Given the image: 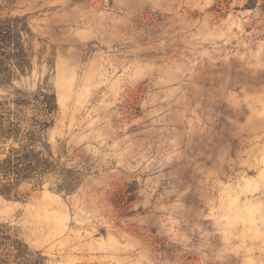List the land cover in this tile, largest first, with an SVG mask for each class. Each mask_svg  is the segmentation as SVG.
<instances>
[{"label":"rangeland","instance_id":"obj_1","mask_svg":"<svg viewBox=\"0 0 264 264\" xmlns=\"http://www.w3.org/2000/svg\"><path fill=\"white\" fill-rule=\"evenodd\" d=\"M248 1L0 0L30 61L0 88L21 121L0 160L27 156L0 173V225L31 254L5 240L0 259L264 264V0ZM15 90L56 108L15 109Z\"/></svg>","mask_w":264,"mask_h":264},{"label":"trees","instance_id":"obj_2","mask_svg":"<svg viewBox=\"0 0 264 264\" xmlns=\"http://www.w3.org/2000/svg\"><path fill=\"white\" fill-rule=\"evenodd\" d=\"M246 8L254 7L252 2L249 0L245 5ZM222 9L218 11L221 12ZM4 22L8 23L5 26H0V44L6 45V43L12 44L13 47L10 48L7 55H5V51L0 50V88H10L13 86V81L17 78L18 73L21 75H25L26 72L30 69V61L29 58L21 44V32H26V27L24 24L19 28L18 21L7 19ZM9 25V26H8ZM5 55V56H4ZM7 61V62H6ZM6 63V64H5ZM42 97L43 99L39 101L38 97ZM32 100L39 102L44 115H51L55 108V98L53 94H24L18 90H15L14 98L11 99V102L15 105V109L17 107H28L32 104ZM6 105L7 102H5ZM0 109H3L2 103H0ZM15 115L12 109L6 108V110L0 111V141H5L10 138H13L16 129L21 125V121H15L11 119V116ZM6 124V128L2 129V125ZM33 127L39 130H44L48 127L49 121L47 118L43 120H33ZM15 139V138H14ZM24 150V147L22 148ZM14 149H10L9 153L0 160V173H4L6 176L11 169H16L19 164H23L25 162H21L27 159V156L19 158L16 155L13 158ZM16 162L15 164L13 162ZM14 164V165H13ZM27 168L34 170L31 167V163L25 164ZM36 164L34 167H37ZM19 175V173H16ZM25 178V177H24ZM7 195V194H3ZM2 226L0 225V247L2 246V242L5 240L11 241V246L15 252V260H27L31 254L28 252L27 248L18 241V239H11L10 235L5 234L2 231ZM0 264H6V262L0 259Z\"/></svg>","mask_w":264,"mask_h":264}]
</instances>
